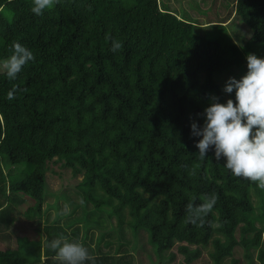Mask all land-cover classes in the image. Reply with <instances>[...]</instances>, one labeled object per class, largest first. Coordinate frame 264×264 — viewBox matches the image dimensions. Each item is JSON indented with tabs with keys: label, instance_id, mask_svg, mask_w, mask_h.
I'll list each match as a JSON object with an SVG mask.
<instances>
[{
	"label": "trees",
	"instance_id": "16d2710c",
	"mask_svg": "<svg viewBox=\"0 0 264 264\" xmlns=\"http://www.w3.org/2000/svg\"><path fill=\"white\" fill-rule=\"evenodd\" d=\"M31 6L32 0H0V64L13 41L35 56L13 81L0 70V239L6 243L0 264H57L47 244L60 236L82 243L95 264H136L135 254L122 252L121 238L114 252L102 250V220L45 216L47 172L55 173L57 163L82 175L75 186L96 214L128 225L141 250L149 238L157 257L148 252L147 264L174 259L175 247L191 263L216 231L224 239L211 242L213 264L237 245L246 249L247 264L255 262L251 247L264 264V190L233 177L214 149L199 159L195 145L202 137L191 135L193 121L203 126L198 114L210 97L224 101L220 77L239 79L249 53L264 58V0L233 2L250 31L243 45L220 14L201 22L204 12L192 0H58L40 16ZM113 41L123 45L117 52ZM14 85L20 91L10 101ZM212 194L217 201L203 227L185 224L191 198L199 205ZM28 200L29 225L45 233L43 240L13 235ZM92 229L99 232L95 246L88 241Z\"/></svg>",
	"mask_w": 264,
	"mask_h": 264
},
{
	"label": "clouds",
	"instance_id": "9594fccd",
	"mask_svg": "<svg viewBox=\"0 0 264 264\" xmlns=\"http://www.w3.org/2000/svg\"><path fill=\"white\" fill-rule=\"evenodd\" d=\"M56 3L58 0H32L31 11L40 16ZM122 46L121 42L113 41L111 51L117 52ZM9 52L11 55L0 64V70L13 81L35 56L18 41L12 42ZM246 60V73L239 79L230 77L223 88L226 94L234 93V99L221 103L218 96H211L209 106L198 114L204 117L203 126L193 121L191 135L202 137L195 145L199 149V159H205L214 149L216 160L224 159V167L233 177L248 180L264 190V58L249 53ZM17 91L20 89L14 85L8 91L7 99L14 100ZM195 199L192 197L186 205L184 223L203 227L204 218L212 212L217 196L204 195L199 205L194 204ZM69 212L66 206L61 215ZM47 247L55 254L57 264H86L88 261L95 264V257L87 247L78 241H69L67 237L53 239Z\"/></svg>",
	"mask_w": 264,
	"mask_h": 264
},
{
	"label": "rangeland",
	"instance_id": "374dc122",
	"mask_svg": "<svg viewBox=\"0 0 264 264\" xmlns=\"http://www.w3.org/2000/svg\"><path fill=\"white\" fill-rule=\"evenodd\" d=\"M194 3L197 4L198 8L204 12V15L200 16V21L204 22L206 20H216L217 17H215L217 14H220L222 17L226 18L225 24L229 26V31L232 34V38L239 43V45H243L245 41L248 39L250 35V31L248 27L235 16V12L233 11V2L234 0H192ZM188 8L189 13L193 16L197 15V12L190 9L189 3L184 2ZM173 6H179L178 2H175V4H171ZM210 8V9H209ZM205 10H208L207 15H205ZM181 16V13L178 12L177 14L173 13L169 17V26L173 27L175 24H178V20ZM225 18H223L225 20ZM243 70V71H242ZM239 71L240 77L243 76L247 71V66L243 69L240 68ZM238 69L237 72L239 73ZM225 75L220 77V85L222 87V90L224 88V85L226 81L229 78H224ZM224 79V80H221ZM219 81V78H218ZM224 101H221V103L227 101V99L230 98L229 94L224 93ZM53 170H55V173L47 172V190L49 192V195L45 199V208H46V217H49L52 220L57 218V216L60 215L59 218H61V222H64L68 219H78L83 217L85 214L87 215V219L97 222L98 220H102V228L106 231V233L102 236L100 247L103 251H111L114 252L117 248V244L120 241L125 242L124 247L122 250L126 248L128 252L127 255H134L136 256V264H139L138 255L140 254L142 256L144 264H147L150 260L148 258L147 253L151 252L152 246L149 244V238L147 236H144V242L141 244L143 246L142 250L139 249V242L135 241V239L132 236L131 229L128 225H124L122 228L117 225V219L114 218H108L106 216H102L101 214H96L94 210V205L92 202L85 201L83 198L82 193L76 188L75 184L82 178V175L74 176L72 175V172L69 168H65L60 165V163L53 164L52 165ZM66 197V198H65ZM257 197H255L256 200ZM32 202L30 200L26 201L23 204L22 209V216L18 219V221H15V233L13 235H27L29 238H37L43 240L45 237V233L43 234L39 229H34V227H31L29 225V221H31V215L28 213L27 206L30 205ZM68 206L70 209L69 214L61 215V213L64 211L65 207ZM255 225L257 227L261 226L260 220L254 221ZM79 225L83 226V222L78 223ZM123 231L125 233V236L123 234ZM122 233V235L120 234ZM90 239L88 241H92V245L95 246L97 244V237L99 235L98 230L92 229L90 232ZM112 235V236H110ZM224 239V235L218 231L214 232L210 243L208 246H201L202 248V254L200 257L196 260H194L191 263H188L185 261L183 254L178 252L177 247L174 248V250L177 252L176 257L174 259H167L163 260L164 264H213V260L210 256V251L213 249L212 241L213 239ZM134 239V240H133ZM106 241H111V244H106ZM5 241L0 239V248H4ZM262 242L264 246V232L262 235ZM137 246V248H136ZM251 255L253 256L255 262L254 264H260L257 256V248L251 247L249 250ZM233 252V250H232ZM153 257L156 258L157 255L155 252H151ZM170 251L166 252V255L169 254ZM45 257V256H44ZM233 259H237L238 261L236 263L233 262ZM248 260L246 258V249L241 246L237 245L234 248V254L232 253L230 256L226 257L222 264H247Z\"/></svg>",
	"mask_w": 264,
	"mask_h": 264
}]
</instances>
